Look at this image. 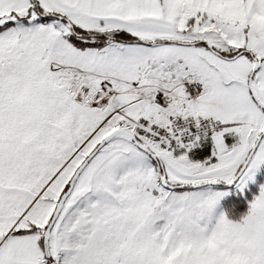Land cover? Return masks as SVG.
I'll list each match as a JSON object with an SVG mask.
<instances>
[{
    "label": "snow or ice",
    "instance_id": "6c2138e0",
    "mask_svg": "<svg viewBox=\"0 0 264 264\" xmlns=\"http://www.w3.org/2000/svg\"><path fill=\"white\" fill-rule=\"evenodd\" d=\"M0 264H264V0H0Z\"/></svg>",
    "mask_w": 264,
    "mask_h": 264
}]
</instances>
